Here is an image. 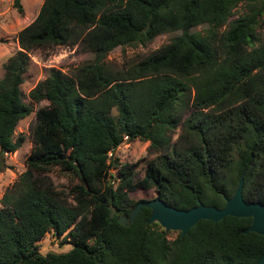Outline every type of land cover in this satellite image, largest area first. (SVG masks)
Wrapping results in <instances>:
<instances>
[{
  "label": "trees",
  "instance_id": "1",
  "mask_svg": "<svg viewBox=\"0 0 264 264\" xmlns=\"http://www.w3.org/2000/svg\"><path fill=\"white\" fill-rule=\"evenodd\" d=\"M239 1L42 0L2 64L1 163L21 144L14 128L31 110L21 87L29 51L78 42L94 56L73 72L50 67L28 90L47 103L36 109L25 168L0 195V264L254 263L264 234L242 231L251 216L201 217L171 238L156 220L146 222L149 206L127 224L118 220L137 201L129 195L136 187L154 185L179 207L198 198L221 206L240 174L243 197L264 202V37L256 32L264 0H248L229 18ZM201 22L205 32L191 29ZM170 29L180 32L129 68L107 65L114 46ZM181 121L184 131L171 141ZM125 134L160 150L140 176L135 161L120 162L115 176L109 170ZM52 165L78 177L74 202L47 175ZM49 229L71 247L42 253L37 241Z\"/></svg>",
  "mask_w": 264,
  "mask_h": 264
},
{
  "label": "rangeland",
  "instance_id": "2",
  "mask_svg": "<svg viewBox=\"0 0 264 264\" xmlns=\"http://www.w3.org/2000/svg\"><path fill=\"white\" fill-rule=\"evenodd\" d=\"M22 11H18L13 0H0V75L3 72V62L7 57L15 52L19 47L17 40V31L31 21L36 15L42 0H19ZM248 0H240L229 18L237 16L247 7ZM229 20V19H228ZM207 23L201 22L191 26V29L198 32H205ZM227 27V23L221 25L219 30ZM180 29H170L157 33L149 40L144 42L134 41L131 43L118 44L111 48L105 55L107 65L112 69H127L137 60L148 54L154 48L169 41L172 36L179 33ZM256 32L264 37V12L260 15V24L256 26ZM94 56L93 51L83 48L78 42H68L60 44H51L44 47H35L29 51L30 62L24 71V79L21 87L24 93V100L31 104L30 112L21 117L15 125L13 136L21 133L24 137L21 144L13 151H6L3 155V163L0 162V195L2 191L9 186L17 175L25 168V157L32 145L31 128L36 118V109L40 105L47 103L46 99L39 101L31 100L28 90L37 80L44 77L50 67H57L66 72H73L80 64L87 62ZM189 105V102H188ZM185 108V107H184ZM193 106L186 107L182 116L192 110ZM115 112V109H113ZM184 131L182 121L174 127L171 133V141L177 138V135ZM148 139L139 137L125 138L112 149L111 156L115 157L119 163L109 168L113 176L117 173L116 169L120 162L135 161L134 176L143 174L147 160L154 157L160 150L148 149ZM52 183L68 193V199L74 202L72 188L79 181L76 174L70 170H64L59 165H52L47 171ZM157 194L154 185L149 187H136L129 191L133 198L150 197ZM177 229L167 230L169 238L175 236ZM55 235L51 229L44 232L38 239V248L42 253L47 251H63L71 247V242Z\"/></svg>",
  "mask_w": 264,
  "mask_h": 264
},
{
  "label": "water",
  "instance_id": "3",
  "mask_svg": "<svg viewBox=\"0 0 264 264\" xmlns=\"http://www.w3.org/2000/svg\"><path fill=\"white\" fill-rule=\"evenodd\" d=\"M243 174L238 177L234 191L230 195L224 194L225 202L218 206L206 203L200 198L188 207H179L167 202L158 194L150 197H140L135 202L129 214H119L118 220L129 223L142 206H149L150 213L146 222L156 220L165 230L177 229L184 234L199 218L219 219L224 214L237 216H251L250 222L242 228L243 232L254 230L264 234V202L260 199L246 200L242 195ZM253 264H264V251Z\"/></svg>",
  "mask_w": 264,
  "mask_h": 264
},
{
  "label": "built area",
  "instance_id": "4",
  "mask_svg": "<svg viewBox=\"0 0 264 264\" xmlns=\"http://www.w3.org/2000/svg\"><path fill=\"white\" fill-rule=\"evenodd\" d=\"M126 136H127V135L125 134V135H124V138H126Z\"/></svg>",
  "mask_w": 264,
  "mask_h": 264
},
{
  "label": "clouds",
  "instance_id": "5",
  "mask_svg": "<svg viewBox=\"0 0 264 264\" xmlns=\"http://www.w3.org/2000/svg\"><path fill=\"white\" fill-rule=\"evenodd\" d=\"M126 138H127V136H126ZM125 139V138H124Z\"/></svg>",
  "mask_w": 264,
  "mask_h": 264
}]
</instances>
